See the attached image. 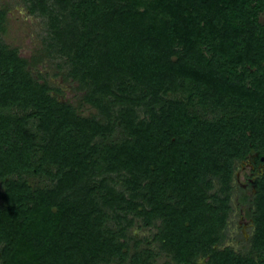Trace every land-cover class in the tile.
Wrapping results in <instances>:
<instances>
[{
    "label": "trees",
    "instance_id": "trees-1",
    "mask_svg": "<svg viewBox=\"0 0 264 264\" xmlns=\"http://www.w3.org/2000/svg\"><path fill=\"white\" fill-rule=\"evenodd\" d=\"M30 2L98 115L0 40V264H264V0ZM250 158L240 253L221 246Z\"/></svg>",
    "mask_w": 264,
    "mask_h": 264
},
{
    "label": "rangeland",
    "instance_id": "rangeland-1",
    "mask_svg": "<svg viewBox=\"0 0 264 264\" xmlns=\"http://www.w3.org/2000/svg\"><path fill=\"white\" fill-rule=\"evenodd\" d=\"M30 1L0 0V8L7 11L6 33L0 32V40L19 50L20 56L29 62V70L33 76L39 81H47L51 87L59 91L53 94L57 93L60 101L73 104L85 116L98 115V111L84 100L89 91L87 86L80 79L71 76V62L67 54L62 52V47L54 40L50 20L41 13H32ZM138 115L141 118L145 116L141 108ZM120 134L121 130L118 129L114 137H119ZM262 171V167L256 169L253 158L238 166L233 181L234 191L230 203L232 210L223 233L224 242L221 248L231 247L240 253L249 250L254 232L250 216L251 200L254 196L251 183ZM115 179L118 180V177ZM114 187L118 191L125 190L122 184ZM244 196L249 197L248 202L244 200ZM157 230V226L142 227L137 221L130 230V236L148 239ZM164 261V258H160L157 264H163ZM198 264H207V259H201Z\"/></svg>",
    "mask_w": 264,
    "mask_h": 264
}]
</instances>
